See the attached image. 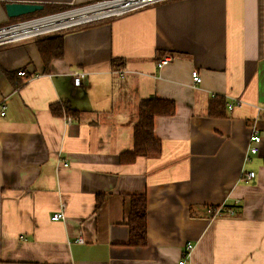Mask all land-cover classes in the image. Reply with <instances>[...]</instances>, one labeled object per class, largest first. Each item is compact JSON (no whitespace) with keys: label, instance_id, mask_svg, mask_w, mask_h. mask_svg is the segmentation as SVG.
<instances>
[{"label":"crops","instance_id":"0c3cea01","mask_svg":"<svg viewBox=\"0 0 264 264\" xmlns=\"http://www.w3.org/2000/svg\"><path fill=\"white\" fill-rule=\"evenodd\" d=\"M90 1L0 0V22L7 2L41 14ZM42 38L61 47L47 65ZM42 38L0 46V264H179L187 241L184 264H264V0H172ZM213 95L222 117L208 115ZM150 97L175 104L154 118L160 155L121 163ZM132 194L147 199L142 247L128 244ZM220 205L237 207L209 217Z\"/></svg>","mask_w":264,"mask_h":264},{"label":"built area","instance_id":"2783aa9c","mask_svg":"<svg viewBox=\"0 0 264 264\" xmlns=\"http://www.w3.org/2000/svg\"><path fill=\"white\" fill-rule=\"evenodd\" d=\"M172 0H93L83 4H74L67 8L56 10L49 13L37 14L29 18L18 19L6 24H0V46L7 44L22 43L30 40L45 37L47 35L59 33L70 28L79 27L86 24L99 22L101 20L120 17L137 10L165 3ZM170 57L162 56L156 63L157 67L168 63ZM18 75L23 72H18ZM72 81L74 86H78L85 75L83 71L72 72ZM190 77L193 84H199L201 77L197 71L192 70ZM226 103L227 109L231 110L239 104V100ZM5 113V106L0 104V115ZM66 121L70 122L71 117L66 116ZM260 136L256 129L252 128L249 134V144L246 153L254 154L257 152ZM66 164V162L64 161ZM254 176L252 171L241 174L242 180L248 181ZM223 205L217 208L208 207L209 217L219 216ZM226 212L232 213V208H227ZM65 219V203L60 201L57 211L50 215V220L60 221ZM77 243H83V238L78 235L74 240ZM193 243L187 241L182 250V256L179 264H184L191 256Z\"/></svg>","mask_w":264,"mask_h":264},{"label":"trees","instance_id":"16d2710c","mask_svg":"<svg viewBox=\"0 0 264 264\" xmlns=\"http://www.w3.org/2000/svg\"><path fill=\"white\" fill-rule=\"evenodd\" d=\"M60 10V9H59ZM47 38L37 40V47L41 54L42 61L45 65L48 64L50 58L54 56V50H60V43L51 48L45 43ZM59 55V54H57ZM224 98L220 95H213L208 103V115L212 117H222L225 113ZM72 116L77 115L76 110L69 109L68 106H63ZM58 104L50 105V111L53 114H60ZM175 104L172 100L163 98H144L138 103L137 120L133 125L132 130V146L130 149L119 154L121 163H131L141 157H157L160 155L162 146L161 141L153 133L154 118L156 116H169L174 114ZM217 208L219 206H209ZM221 214L226 212L227 208H233L232 213H235L236 205H223ZM147 199L145 194H132L129 196V212L126 218V225L129 230L128 244L135 247H142L147 242V222H146ZM220 214V215H221Z\"/></svg>","mask_w":264,"mask_h":264},{"label":"water","instance_id":"95a60500","mask_svg":"<svg viewBox=\"0 0 264 264\" xmlns=\"http://www.w3.org/2000/svg\"><path fill=\"white\" fill-rule=\"evenodd\" d=\"M7 18H19L20 16L35 13L43 9L40 3L7 2L4 4Z\"/></svg>","mask_w":264,"mask_h":264},{"label":"rangeland","instance_id":"374dc122","mask_svg":"<svg viewBox=\"0 0 264 264\" xmlns=\"http://www.w3.org/2000/svg\"><path fill=\"white\" fill-rule=\"evenodd\" d=\"M37 14H40V13L39 12L30 13V14H27V15L20 16L19 18H13V19H9V20L4 21V22H0V24H6V23H9V22L16 21L18 19L29 18V17L35 16ZM41 14H43V13H41Z\"/></svg>","mask_w":264,"mask_h":264}]
</instances>
